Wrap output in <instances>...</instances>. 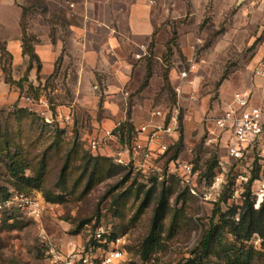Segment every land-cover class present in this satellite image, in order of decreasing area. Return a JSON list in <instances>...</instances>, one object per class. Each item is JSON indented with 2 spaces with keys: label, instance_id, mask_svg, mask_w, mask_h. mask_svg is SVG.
Returning <instances> with one entry per match:
<instances>
[{
  "label": "rangeland",
  "instance_id": "374dc122",
  "mask_svg": "<svg viewBox=\"0 0 264 264\" xmlns=\"http://www.w3.org/2000/svg\"><path fill=\"white\" fill-rule=\"evenodd\" d=\"M14 1L24 11L22 26L29 45L38 40L32 30L64 42L54 74L28 92L32 97L38 90L54 115L63 108L69 118L48 124L19 105L0 107V194H10L0 201V264H52L53 256L88 247L99 227L111 228L114 237L122 239L132 264H190L218 203L222 201L223 213L241 208L255 175L251 198L256 207L261 205L264 142L248 172L235 164L224 174L220 195H210L227 146V141L211 142L214 120L251 80L264 38L261 15L244 10L245 1L165 0L152 40L123 46L134 65L131 79L123 85L101 77L80 78L81 64L69 53L72 21L68 18L73 10L70 3L78 0ZM6 9L0 6L1 11ZM191 69L182 79L181 73ZM6 75L10 76V61ZM157 112H162L165 122ZM174 112L178 127L166 138L170 145L166 159L155 161L146 172L133 162L122 169L114 168L116 162H101L91 181L94 166L84 170L83 158L92 153L88 141L95 130L121 122L125 139L108 145L116 149L126 139H134L135 130L143 125L168 126ZM12 158L27 161L25 177L43 173L42 186L34 188L12 176ZM171 160L194 166L207 197L192 195L176 177L158 179ZM215 160L217 167L211 174L209 167ZM154 185L153 200L142 209ZM163 194L168 197V210L154 234V216ZM42 235L47 239L42 240ZM151 239L157 240L153 246ZM247 246L258 253L251 264H264L261 239L254 236ZM221 251L217 247L208 264H229Z\"/></svg>",
  "mask_w": 264,
  "mask_h": 264
},
{
  "label": "crops",
  "instance_id": "0c3cea01",
  "mask_svg": "<svg viewBox=\"0 0 264 264\" xmlns=\"http://www.w3.org/2000/svg\"><path fill=\"white\" fill-rule=\"evenodd\" d=\"M237 1L246 2L244 10L253 15H261L264 32V4H261L260 0ZM164 3H166L165 0H78L71 2L73 10L68 12V18L72 21L69 25L71 45L69 53L77 63L81 64L80 78L95 80L101 77L120 81L122 85L130 80L134 65L128 60L129 56L123 50V46L133 47V44L140 41L148 43L152 40L156 31L155 20L162 17L160 10ZM2 5L7 6V9L4 12L0 10V107H10L16 104L26 107L24 97L27 96L29 87L40 85L54 74L56 63L63 53L64 42L59 38L54 41L47 34L41 36L33 30L30 31L38 39L34 48L42 63L41 81H38L37 66L33 63L28 74V82L24 83L23 90L7 84L3 72L1 47L4 46L12 56V77L15 81L21 80L26 75L30 58L23 53L21 26L23 9L14 0H0V6ZM111 52L114 53L113 57L110 56ZM263 59L264 38L253 61L256 66L255 70ZM122 85H119V88L115 87L116 90L119 91ZM240 91L251 93L254 105L264 109V77L254 71L245 89L237 92ZM119 97L120 95L117 98ZM42 100L46 99L42 98ZM37 107L42 109L41 106ZM40 112L44 113L47 119H56L57 122H63L69 118L68 110L63 108L57 109L55 115L50 109H42ZM117 120L119 121V118ZM112 123L114 127L115 122ZM109 128L112 127L103 129ZM103 129L95 130L92 136L101 133ZM150 147L156 150L159 143H152ZM119 148V145L116 149L106 146L101 152L104 156L114 157ZM123 157L126 160L130 158L127 153H124Z\"/></svg>",
  "mask_w": 264,
  "mask_h": 264
},
{
  "label": "built area",
  "instance_id": "2783aa9c",
  "mask_svg": "<svg viewBox=\"0 0 264 264\" xmlns=\"http://www.w3.org/2000/svg\"><path fill=\"white\" fill-rule=\"evenodd\" d=\"M260 3L264 4V0H260ZM71 6L73 7V5ZM191 72L192 69L190 71H183L181 78H188ZM255 73L264 77V59L258 64ZM24 102L27 105L24 108L40 113L45 117L47 122H53V120L47 119L45 114L37 109V106L50 109L48 101L42 99L36 101L27 95L24 97ZM156 116L162 118V112H157ZM165 119L166 117H163V122H165ZM214 125L216 131L210 135L211 142L218 144V142L220 143V141L223 142L227 139L225 158L219 162V170L222 171H219L210 189V195L216 198L220 195V184L223 181L224 174L231 171L235 164H242L246 168V172L252 168L254 162L252 157L254 153L260 152L264 142V109L254 105L251 93L244 91L236 92L233 94L229 107L215 118ZM121 127L122 123L118 122L114 127L103 129L101 133L90 137L88 141L90 151L96 154L112 142L121 141ZM177 127L176 112L172 114L168 126L164 123L143 125L135 130L134 139H126L120 143L119 151L112 158H114L117 164L126 166L133 162L136 168L146 172V170H150L152 163L167 158L170 145L166 142V138H171L176 132ZM156 142L159 143V147L153 150L150 145ZM124 153L130 156L128 160L124 159ZM172 176L179 179L181 184L192 195L199 198L203 195L207 197L206 190L205 193L200 190L199 175L192 164L171 160L165 175L158 176V179L167 180ZM241 179L247 180L244 177H241ZM263 197L261 202L263 201ZM46 239L42 235V240ZM121 242L122 239L120 237H114L111 228L99 227L94 231L88 247L72 251L63 257L53 256L52 264H132L126 258V253Z\"/></svg>",
  "mask_w": 264,
  "mask_h": 264
},
{
  "label": "trees",
  "instance_id": "16d2710c",
  "mask_svg": "<svg viewBox=\"0 0 264 264\" xmlns=\"http://www.w3.org/2000/svg\"><path fill=\"white\" fill-rule=\"evenodd\" d=\"M24 12V11H23ZM24 16V13H23ZM23 20V17H22ZM22 26V22H21ZM23 30V53L24 55L30 58V65L27 69L26 75L19 81H15L12 77V56L8 53L4 46L1 47L2 49V65H3V72L5 74V82L10 84L11 86H17L21 90H23V85L25 82H28V74L33 67V63H36L37 66V75L38 81H41V71H42V63L39 57L35 53V45H29L28 41L26 40V33L22 26ZM155 35V33H154ZM38 40L36 41V43ZM10 61V76L7 78L6 75V65ZM34 86H30L29 90H32ZM28 96L32 95L29 92L27 93ZM32 98L36 101L41 100V96L39 91L36 90L35 94H33ZM18 105V104H16ZM26 111L29 112L31 115H36L45 121L48 124H52L47 122L44 117H41L38 113L30 111L29 109L25 108ZM55 123V122H53ZM123 125L121 127L122 135L121 141L124 139V130ZM84 162L86 163L85 169L86 171L89 170V166L93 165V173L90 176L91 181H93L95 174V169L101 164V162H115L112 157L103 156L92 154H86L83 158ZM27 161L18 160L15 158L11 159V163L9 166V170L12 176L20 179L27 185H30L34 188H40L42 186V177L43 173L33 179L25 177V170L27 169ZM126 165H118L114 166V168L122 169L126 168ZM217 167V161H212L209 172L213 174L215 168ZM258 175H255L253 178L250 179L248 190L244 195V202L241 208L234 207L230 209L228 212L223 213L221 209V202L220 201L217 205L216 210L214 211V216L210 223L209 228L204 233L200 247L193 251V259L190 261V264H208V259L214 253L217 247L222 248V255L229 261V264H251V262L258 257V253L254 251L252 247L247 246L254 236H258L261 239V245L264 250V200L262 201L259 207H256V203L251 198V185L252 183L257 180ZM157 183V179H155ZM156 193V185H154L149 191L146 193V197L142 202L141 208L145 209L148 208L153 200V197ZM10 197V194L5 191L3 194H0V201L6 200ZM167 201L168 197L163 194L159 207L157 208L154 216V225L153 231L154 234L158 233L160 230V225L162 220L165 218L167 213ZM237 215L238 220H237ZM219 216V221L215 222L216 217ZM228 237H232V241L228 239ZM157 242L156 239H151L150 245L153 246ZM225 244V245H224ZM260 255V254H259Z\"/></svg>",
  "mask_w": 264,
  "mask_h": 264
}]
</instances>
